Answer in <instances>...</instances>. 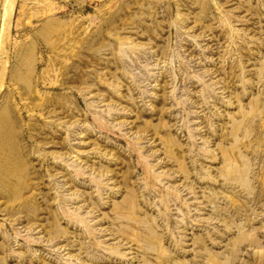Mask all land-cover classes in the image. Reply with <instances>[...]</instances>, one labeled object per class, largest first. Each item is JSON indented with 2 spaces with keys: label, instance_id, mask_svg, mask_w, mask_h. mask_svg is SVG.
I'll list each match as a JSON object with an SVG mask.
<instances>
[{
  "label": "rangeland",
  "instance_id": "374dc122",
  "mask_svg": "<svg viewBox=\"0 0 264 264\" xmlns=\"http://www.w3.org/2000/svg\"><path fill=\"white\" fill-rule=\"evenodd\" d=\"M0 264H264V0H0Z\"/></svg>",
  "mask_w": 264,
  "mask_h": 264
}]
</instances>
